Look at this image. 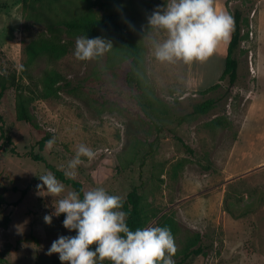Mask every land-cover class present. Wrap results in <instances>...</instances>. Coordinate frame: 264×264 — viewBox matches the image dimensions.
<instances>
[{
	"label": "rangeland",
	"instance_id": "rangeland-1",
	"mask_svg": "<svg viewBox=\"0 0 264 264\" xmlns=\"http://www.w3.org/2000/svg\"><path fill=\"white\" fill-rule=\"evenodd\" d=\"M93 1L24 8L23 0H0V77L7 85L0 100V264H61L48 248L75 232L63 227L65 214L53 216L51 225L44 216L76 190L64 182L60 197L38 189L39 177L51 168L79 182L83 193L102 186L125 198L138 186L146 208L158 212L145 227L157 226L163 213L181 227L173 259L184 240L198 233L206 254L187 264H264V0H213L217 12L244 11V36L235 52L238 78L231 86L220 80L229 38L204 61L155 59L153 43L166 34L149 28L147 17L168 0L155 2L134 32L142 53L132 81L136 100L125 88L127 61L114 48L79 61L73 55L79 35L57 24L89 7L96 11ZM113 1L126 15L154 0ZM98 36L105 38H88ZM54 43L65 52H50ZM46 75L54 77L51 92L44 87ZM18 90L38 129L17 118ZM208 98L216 99L214 108L191 114L193 105ZM217 117L225 124L210 127ZM46 134L50 139L40 142ZM155 137L158 143L148 155ZM82 143L96 155L82 158L72 176L68 163Z\"/></svg>",
	"mask_w": 264,
	"mask_h": 264
},
{
	"label": "clouds",
	"instance_id": "clouds-1",
	"mask_svg": "<svg viewBox=\"0 0 264 264\" xmlns=\"http://www.w3.org/2000/svg\"><path fill=\"white\" fill-rule=\"evenodd\" d=\"M149 28L166 34L153 43V55L161 63L204 61L212 56L222 41H227L234 29V18L217 12L213 0H168L147 17ZM113 48L104 37L79 36L73 55L79 61H91L104 56ZM23 71L24 66H18ZM54 140L48 141L51 148ZM96 153L80 144L68 168L72 176L83 162ZM38 189L60 197L64 184L48 172L39 177ZM121 196L110 194L104 187H94L81 194L68 191L58 199L54 212L44 216L51 225L53 216L65 214L63 227L75 235H61L48 248L47 254H58L61 264H175L177 248L171 229L167 226H147L131 230L128 213L123 211ZM95 247H92V246Z\"/></svg>",
	"mask_w": 264,
	"mask_h": 264
},
{
	"label": "trees",
	"instance_id": "trees-1",
	"mask_svg": "<svg viewBox=\"0 0 264 264\" xmlns=\"http://www.w3.org/2000/svg\"><path fill=\"white\" fill-rule=\"evenodd\" d=\"M63 0H23V7L26 8L30 4H43L47 3L48 5H54L57 2ZM166 0H154L150 3H147L145 7L138 6L137 8L132 9L129 14H123L116 7L113 0H94L92 6H97L96 11H102L101 15H96V11L89 7V11L83 15L77 16L75 18H62L57 21V24L63 27V29L69 33H73L79 36H94L103 34L106 39H109L113 43V48L115 54H120L124 60H126L125 66V88L127 87L130 92V96L136 100V97L133 92L132 81L134 79V74L138 66L141 64L142 53L139 43L136 41L134 32L136 28L142 23L145 15L152 11L155 2L162 4ZM227 7V3H225ZM229 14L234 18V29L231 32L229 37L228 45L226 48V58L224 69L220 76V80L227 79L228 86L235 84L238 78V60L235 57V52L239 48L240 43L243 39V22H244V11L241 7H235ZM50 52L56 54H63L65 52L64 45L52 44L50 45ZM54 77L46 75L44 77V87L49 91L55 90L54 87ZM217 84L211 88H216ZM7 85L1 81L0 77V100L4 96ZM216 99L208 98L201 102L193 105L191 114H204L209 110L215 107ZM16 112L17 118L19 120L25 121L31 124L35 129H38V125L33 121L31 114L27 108V101L23 97L22 93L18 90L16 92ZM224 119L217 117L208 123L210 127H218L224 125ZM158 132L161 130V126H156ZM3 131L1 130V136ZM50 139L49 135L41 136L40 142H45ZM158 143V138L155 137L149 143V150L147 154L149 155L154 151L156 144ZM186 147V145H185ZM187 148V147H186ZM142 157L140 158H143ZM34 159L38 157L33 156ZM52 173L55 177L64 183L70 184L77 192L83 195L82 186L79 182L67 178L62 172L51 168ZM27 188L22 190V194L26 192ZM124 201L123 210L128 213L127 223L131 230L137 228H143L146 226L148 221L151 218H155L158 215V212L153 209L146 208L143 202V196L138 191V186H133L130 191L127 192L125 198H122ZM2 199H0V203ZM229 214L233 215V212L230 209H227ZM9 217L4 218V224H7ZM157 226H167L171 229L172 235L175 239L178 237L181 227L178 221L171 213H163L157 218ZM206 254L204 244L201 242V238L198 233H194L187 237L181 249L178 251V256L176 257L175 264H187L188 260L191 257L204 256Z\"/></svg>",
	"mask_w": 264,
	"mask_h": 264
}]
</instances>
